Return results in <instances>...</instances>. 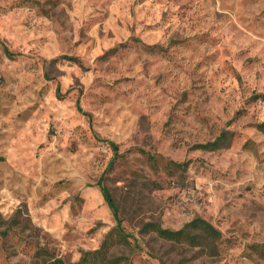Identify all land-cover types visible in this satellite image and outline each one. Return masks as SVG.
Listing matches in <instances>:
<instances>
[{
	"label": "rangeland",
	"instance_id": "rangeland-1",
	"mask_svg": "<svg viewBox=\"0 0 264 264\" xmlns=\"http://www.w3.org/2000/svg\"><path fill=\"white\" fill-rule=\"evenodd\" d=\"M256 95L264 0H0V264L97 250L116 225L100 180L117 264H264ZM195 218L215 253L142 231Z\"/></svg>",
	"mask_w": 264,
	"mask_h": 264
},
{
	"label": "trees",
	"instance_id": "trees-1",
	"mask_svg": "<svg viewBox=\"0 0 264 264\" xmlns=\"http://www.w3.org/2000/svg\"><path fill=\"white\" fill-rule=\"evenodd\" d=\"M254 98L259 99L264 98V96L256 95ZM232 139L233 133L225 130L221 132L214 141L199 144L197 147L206 151L226 149L231 145ZM110 145L114 154L113 160L109 165L111 167L116 157L119 156V152L118 147L114 142H110ZM98 186L101 189L105 202L114 215L116 225L105 235L100 247L97 250L83 252L80 260L73 264H117L115 259H109L108 256L109 250L113 245L112 239L115 236L119 239H127V235L125 234L122 226V220L118 215L116 203L110 194V191L102 185L101 180L98 182ZM1 223L2 220L0 218V225ZM142 231L146 233H154L159 239L168 243L178 245L186 244L193 247H207L214 253L217 251L218 243L222 238V234L218 229H216L208 221L201 218L193 219L179 230H170L163 228L157 223L151 222L145 224ZM54 262L56 264H67L58 258H56Z\"/></svg>",
	"mask_w": 264,
	"mask_h": 264
}]
</instances>
